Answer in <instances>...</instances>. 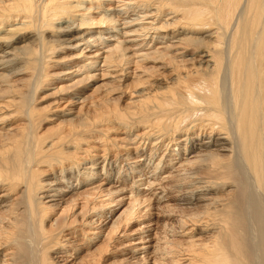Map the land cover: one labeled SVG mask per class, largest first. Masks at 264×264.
<instances>
[{
	"label": "bare ground",
	"instance_id": "1",
	"mask_svg": "<svg viewBox=\"0 0 264 264\" xmlns=\"http://www.w3.org/2000/svg\"><path fill=\"white\" fill-rule=\"evenodd\" d=\"M72 10V33L48 39ZM1 30L0 264H56L80 248L73 264H117L121 232L154 207L175 219L134 240L132 262L264 264V0H0ZM71 37L78 61L55 69ZM97 79L76 110L69 93ZM66 80L55 105L37 106ZM106 170L137 183L111 186Z\"/></svg>",
	"mask_w": 264,
	"mask_h": 264
},
{
	"label": "rangeland",
	"instance_id": "2",
	"mask_svg": "<svg viewBox=\"0 0 264 264\" xmlns=\"http://www.w3.org/2000/svg\"><path fill=\"white\" fill-rule=\"evenodd\" d=\"M76 3L77 2L74 1L73 5L76 4ZM101 3H102L101 6L99 8H97L95 11H93L94 12V13H92L93 15H99V12L100 11H102L104 8H107L110 5V2L109 1H102ZM106 3H109V5L106 6L105 5ZM83 5L86 6L87 3H84ZM74 10H76V9L74 8ZM110 12H112V11H110ZM72 13H74L76 16L73 15V17H70ZM81 13H82V11H73L72 10L71 11V14H68L67 15V17H70V19L65 20V21H63L61 23L60 22L59 23H55V22L52 23V28H50L49 30H47L46 33H45L46 37H48V39H50V40H54V39H59L61 37V35H63V36L65 35L66 36L67 35L66 33H68V34L72 33V30H74L72 28H74V26H76V24L78 23V21L74 22V20H76L79 17L78 14H81ZM7 24H12V23H6V25ZM7 27L9 28V27H12V26H8L7 25ZM68 28H71V29L68 30ZM60 31L65 32V33L62 34V32H60ZM0 34L3 35V34H5V32L1 30ZM74 34H75V36H78L76 34V31L74 32ZM72 41L73 42H75V41L77 42V41H81V40L75 39L74 37H71L69 40L62 41V42L59 43L58 51H56V53H54L55 55H54L53 58H56L55 60H57L58 58H63V61H66L68 63L66 64L65 62H63V64H59V65L56 66V64H54L55 63L54 60H52L51 61V65L53 64L55 69H57V67H62V66H64V67L66 66V69H72V68H74V65H76V64H72V63L74 61H78V58H76L77 57L76 54L79 53L80 50L78 48L72 46ZM55 42L56 41H53L52 44L55 43ZM69 42H71V43H69ZM23 43H25V41L18 40L14 44V46H20V45H23ZM82 43H83V41H82ZM33 46H36V42L34 44H32V47ZM79 46L81 47V45H79ZM16 66L17 67H20V66L24 67V64L20 63V64H18ZM133 69H134V67H133ZM14 76H16L14 78H19V79L22 78V75L21 74L14 75ZM129 79L126 81L128 84L132 82L133 78L131 77ZM56 82L57 83L54 86L49 87V88H46V89H43V91H41L40 94H38V95H40L42 97H39V101L37 102V106H39V107H47L49 103L52 104L53 102L56 101V99H59V96L58 95H53L52 93L56 91L59 94V91H57V89L59 88V86H61V85H67V84L72 83V81H69V80H66L65 82H61V83H58L59 81H56ZM99 83H101V80H98V79L97 80H92L89 83H87L86 85H84L83 87H79L78 89L73 90L72 92L69 93V94H74L75 92H78V96H79V93H80V97L79 98H78V96L75 97V98H73V101H79V104L75 106V107H77L76 110L79 109V107L81 106V103L83 102V100H85V98H87L93 92V87L96 86V85H98ZM157 83H159V82H157ZM92 84H94V85L92 87L88 88V86L89 85H92ZM159 84H161V83H159ZM161 85L162 86L163 85L165 86V82H163ZM133 89L134 88H131V91L129 92V95H127L128 97H126L125 102H127L130 99V97L132 96V94L134 92ZM61 95L65 96V94H61ZM43 96H45V97H43ZM51 96H53V97H51ZM57 102H58V100H57ZM61 102L62 103H60L61 104L60 108L61 107H65L67 103L64 100H61ZM53 105H55V103H53ZM68 108H69V105L67 106V109ZM58 112H60L59 109H58ZM61 113L63 115L66 114V112H61ZM57 122H58V120L52 121V122L51 121L50 122H46L43 125V128L40 130L41 133L46 131V129L48 128L47 125L49 127L50 126L52 127ZM7 127H9V126L8 125H5L4 129L6 130ZM120 136H122V135H120ZM149 149L150 148L148 146L146 148V150L149 152L150 151ZM163 151H160L159 154H162ZM114 152L115 151H113V153ZM115 153H117V152H115ZM122 153L124 154L125 151H123ZM159 156L160 155H158V157ZM118 158H119V156H118ZM113 159H114V157H112V160ZM120 159L122 161V158L121 157H120ZM157 161L158 160H156L154 163H156ZM154 163H151V164L148 165L149 169L147 170V174H150L152 172L151 170L153 169ZM116 164H118V163H116ZM88 166H90V164H88ZM85 167H86V165H85ZM163 170L169 171L168 173L167 172H164L163 173L164 176H167L170 173V169L167 168V167L166 168H163ZM101 171H103V170H101ZM77 173H78V170L77 169H73L71 175H73V174L74 175H77ZM131 173H132V171H131ZM106 176H108V177H106ZM131 177L130 176H124L123 179H120V181H117V176L116 175L114 176V172H112L110 170H106L104 172V174L101 176V179L104 178V179H102L103 181L110 182V185L111 186H119V187H126V188L129 187L130 188L132 183H137V182H134V178H131ZM106 178H107V180H106ZM237 178H238V176H237ZM137 179H140V177L137 176ZM96 180H98V179H96ZM122 180H124V181H122ZM171 180H173V178H171ZM161 181H162L161 179H158V182H161ZM78 183H79V180L77 182H74V184H78ZM168 183H170V181L167 178V181L164 182V185L167 186ZM110 185H108V186H110ZM72 186H73V183H70V185L68 186V188L70 190L74 189V187H72ZM86 188H88V187H86ZM1 191H3L5 194L7 193V191H4V190H1ZM161 191L163 192L162 188H157L155 192H157V194H159V196L160 195H165V194H167L166 196H169L167 191L163 192L162 194L160 193ZM221 194H223L222 191L216 193V195H221ZM70 195H68V196H70ZM167 203L172 204L171 206H173V207L179 206V204H180L179 201H175L174 199H172L171 196H169L168 198L164 199L162 201L161 205H164V204H167ZM3 206H4V204H3ZM116 206L117 205H115V208L114 209L117 208V210L114 213L113 217L116 216L117 214H119V212L125 207V205H119L117 207ZM162 210L163 209H158V208L154 207L152 209V214H149V212H146V213H144V216L141 218V220L135 221L132 224H130L131 226L129 225L127 227L126 234H125L124 231L121 232V234H124V236H122L120 238L119 245L117 247L113 248V251L114 252H113V255H112L113 260L117 264H153V259L151 258L152 257L151 253L149 254L150 257L148 259L150 263L136 262V260H133V262L135 261L133 263L129 258H130L131 254H132L131 252H134L133 251V248L136 247L137 245L139 246V245H142L143 244V243L133 244L134 243V240L137 241L138 239H140L143 236L146 239H152V238H154L155 237L154 234H155L156 231H162L164 229L167 230V228H168L167 226L163 229V225L165 224V222L168 221V223H171V221H173L175 219V218L168 219L165 216V213L162 212ZM51 218L52 219L49 221V224L50 225L52 223H55V221L58 218V213L56 215L52 216ZM104 237H105V232L102 235V238L101 239L100 238H97L93 242L95 244H100L102 242V240H103ZM152 243H154V242H152ZM126 244H129V245H126ZM83 250L84 249L80 248V250H79L80 253L77 254V255L74 254L73 256H69V255H67L66 253L63 252V255L64 256L61 257L62 261H59V259H58L59 256H55L54 263L57 262L56 264H73V262L75 260H78L80 258V256L85 252ZM152 250H150V251H152ZM143 254L142 253H138L136 255L141 256Z\"/></svg>",
	"mask_w": 264,
	"mask_h": 264
}]
</instances>
